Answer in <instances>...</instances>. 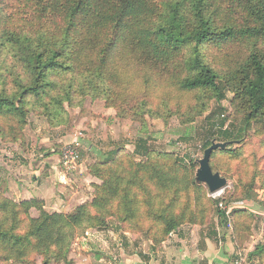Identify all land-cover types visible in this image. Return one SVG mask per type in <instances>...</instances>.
I'll return each mask as SVG.
<instances>
[{"label":"trees","instance_id":"trees-1","mask_svg":"<svg viewBox=\"0 0 264 264\" xmlns=\"http://www.w3.org/2000/svg\"><path fill=\"white\" fill-rule=\"evenodd\" d=\"M226 92L229 114L221 106ZM86 99L144 133L148 119L187 126L206 115L216 126L202 150L229 143L211 153L209 166L235 180L232 192L210 198L195 181L196 160L185 164L144 142L136 160V151L122 147L89 166L99 184L88 204L69 213L0 193V264H30L36 255L43 264L67 263L75 231L105 229L109 219L159 245L214 214L227 225L220 202L253 200L256 182L264 191V154L244 151L252 139L264 147V0H16L10 12L0 7V139L23 144L30 114L50 128L64 126L68 109ZM229 120L235 127L226 138ZM231 218L236 238L251 235L259 220L246 209ZM250 258L264 264L263 242Z\"/></svg>","mask_w":264,"mask_h":264},{"label":"crops","instance_id":"crops-1","mask_svg":"<svg viewBox=\"0 0 264 264\" xmlns=\"http://www.w3.org/2000/svg\"><path fill=\"white\" fill-rule=\"evenodd\" d=\"M113 113L114 111L106 109L101 104L99 115L103 120L91 125V130L84 129L85 137L81 140V151H84L90 163L110 158L123 146L132 147L138 153L137 156L141 157L139 155L142 152L141 149L133 146L135 142H124L130 127L129 123H117ZM74 129L76 128L56 129L55 140L49 137L38 143L34 142V146H39L38 154L43 153L39 156L42 160L31 159L22 162L27 168L22 173L20 168L16 172L17 181L9 188L13 191L12 195H16L18 200L36 198L44 201L46 206L43 207L44 209L58 211L61 208L64 212L71 210L69 207L91 199L94 186L99 184V181L92 175L86 162L82 160L80 170L72 175V178H70L71 175L67 177L66 181L61 178V166H56L60 158L56 149L66 144L70 132ZM141 139L140 137L136 142L138 145ZM100 140H103L106 148H97L96 143ZM31 146L28 142L25 148L22 146V152L26 153L21 155L28 154L27 150ZM258 205L259 200L253 199L252 203H249V211L259 212L256 208ZM261 235V231L257 235L253 229L251 235H241L236 238L232 218L226 225L220 221L217 214H214L209 224L182 225L164 242L154 245L143 235L120 228L110 220L107 229L99 232L95 237V242L100 243L101 247L100 256L95 261L103 264H232L234 257L242 252L247 254L249 264H259L256 259L250 258V254Z\"/></svg>","mask_w":264,"mask_h":264},{"label":"rangeland","instance_id":"rangeland-1","mask_svg":"<svg viewBox=\"0 0 264 264\" xmlns=\"http://www.w3.org/2000/svg\"><path fill=\"white\" fill-rule=\"evenodd\" d=\"M15 3H16V0H6V2L0 5V7L2 8L3 12L7 13L12 10V7L15 5ZM231 98H232V95L226 92L224 100L221 103V106L226 109L227 114H229L230 112L229 101L231 100ZM100 103L104 106L103 102H100V101L92 102L90 99H86V101L83 104L84 105L83 108L68 109V113H69L68 124L64 126H60L58 128H50L47 125L45 118L30 114L27 118V125L24 127L23 132H22V137L24 141L23 144H20V143L15 144V145L8 144L7 142L0 139V193H2V196L5 197L6 199L9 198L11 201H14V202L29 201V200H22V199L18 200V198L15 197L16 195H12L13 191H11L9 188L12 185V183L17 181L16 172L18 171V169L19 168L21 169L20 173H22L23 170L24 171L26 170L27 166L25 164H22V162H25L26 160H31V159L39 160V161L42 160L40 159L41 157L39 156H42L43 153L38 154L39 146L38 145L34 146V142L37 141L38 143V141L40 142L44 139H48L49 137L54 138L56 134V129L66 130L69 127H74L76 129H74L73 132H70L69 134L70 137H68L66 144L70 140H72L74 132L82 131L85 137L84 129L90 128L91 130V125L98 123L100 120H103L101 115H99V109L101 108ZM210 108L212 111L217 108V104L215 101L211 102ZM113 114H115V112ZM204 117L197 119L193 124L187 125V126H181L176 118H171L168 121L167 125H165L161 120H149L148 119L147 121L148 128H147V132L145 133L141 131V128L139 125L132 123L130 121L122 122L116 119L117 120L116 122L117 123H129L130 127H128V133L126 134V137L124 138V142H129V141L135 142L133 146L134 147L138 146L139 149H141L142 146L144 145H142L141 143H139L140 145H138L136 143L141 137L142 138L141 142L142 143L146 142L145 144L146 147H150L157 151H166V152L173 153L182 162H184L185 164H189L191 160L192 161L196 160L198 162L202 158L203 152H204L202 150L203 144L205 140L210 138L209 134L213 133L212 131L214 130L216 126L215 121L207 122L204 120ZM231 123L232 121L229 120L226 124V127H225L226 138H230L231 135L233 134L232 128H234L235 126L232 125ZM204 128H206L205 132L203 131ZM248 133L250 132L248 131ZM27 142L31 143L32 146L28 148L27 150L29 151L28 154H25L24 156H22L21 155L22 153L23 154L26 153L24 151L22 152V146L25 148ZM98 143H96L97 148L99 149L106 148V144L103 142V140H100V142ZM216 143H221V142H216ZM238 147L240 148L239 145H235L234 147H232V149H235ZM62 148L60 147L58 150L56 149L59 155L61 154ZM123 148L126 149V151L130 153L135 152V149H133L132 147L125 148L123 146ZM244 151H245V154L248 155V157H249L250 152L252 151H256V153L259 156H262L264 154V147L260 146L259 139H252L247 142V145L245 146ZM80 152H81V159L84 162H86V165L90 166L91 164L98 162V161H91L90 163L84 151H81L80 149ZM115 152L113 153V155L115 154ZM113 155H111V157ZM136 160H139L138 156L136 157ZM250 161H251V158L249 159V162ZM56 164H57L56 166L59 167L60 158H59V162ZM75 173L76 172L72 173L71 177L70 175H68L67 177L72 178V175H75ZM234 182H235L234 179L227 180V187L224 190L220 191L221 197L222 195L225 194V190H227L229 193L232 192ZM253 193H255L257 200H259V205L256 208H257V211L261 213L264 210V191L259 189L258 182H256V185L253 189ZM216 199H219V198H216ZM30 200L34 202H38V203H35V205L37 206L42 204V207H46L44 205V201L42 200H38L36 198L30 199ZM240 200H244V201H248L252 203V200H248L244 196L239 198V200L237 201H240ZM90 201L91 199L89 201L84 200V203H80L79 205L88 204ZM79 205L69 207V209L71 210L68 209L69 211L67 212H64V210L61 208L58 211L47 210L44 208L43 210H45L48 213H69L72 210H74L76 207H78ZM29 214H30V217L36 218L39 212L34 207L29 211ZM110 220H112L118 227L122 228V226L116 223L113 219H109L108 221ZM258 223L260 226L258 225ZM25 224L26 223L23 224L24 227L22 226V228H25ZM260 227H261V230H260ZM125 228L127 229L128 226H125ZM106 229L107 228L102 229V230H98V229L78 230L77 229L75 231L74 238L71 242L67 263H63V262L56 263V262L51 261L48 264H103V263H98L95 261L96 258L100 256V250H101L100 243L95 242V237L96 235L99 234V232H102L103 230H106ZM253 229L255 230L257 235L260 233V231L262 233L261 235L262 237L259 238L257 244L259 242L264 243V217L259 216V220L254 224ZM113 247L115 248V245ZM7 264H20V263L10 262ZM30 264H43L42 257L38 255L34 256Z\"/></svg>","mask_w":264,"mask_h":264},{"label":"built area","instance_id":"built-area-1","mask_svg":"<svg viewBox=\"0 0 264 264\" xmlns=\"http://www.w3.org/2000/svg\"><path fill=\"white\" fill-rule=\"evenodd\" d=\"M83 137L84 134L82 131L74 132L72 140H70L62 148L60 154V166L63 171L61 175L62 180H66L68 175H71L72 173L80 170V166L82 163L80 149H81V140L83 139ZM209 197L212 199H216V198H220L221 194L220 192L214 194L209 193ZM249 203L250 202L248 201L240 200V201L232 202L227 206H224L223 203L220 202L218 208L220 211L224 213L225 219L229 224L231 221L232 211L237 209L249 210ZM253 213L260 217H264V210L261 213L259 212H253ZM232 264H249L247 254L242 252L238 253L234 257Z\"/></svg>","mask_w":264,"mask_h":264},{"label":"water","instance_id":"water-1","mask_svg":"<svg viewBox=\"0 0 264 264\" xmlns=\"http://www.w3.org/2000/svg\"><path fill=\"white\" fill-rule=\"evenodd\" d=\"M229 143H216L213 141L209 148L204 150L202 158L198 161V169L195 173V181L207 187L210 194L218 193L227 187V180L218 173H213L209 166L211 153L218 149H225ZM256 200L255 193H251Z\"/></svg>","mask_w":264,"mask_h":264}]
</instances>
